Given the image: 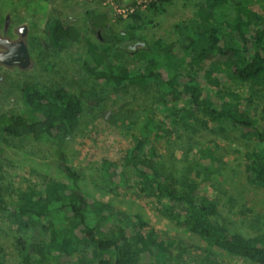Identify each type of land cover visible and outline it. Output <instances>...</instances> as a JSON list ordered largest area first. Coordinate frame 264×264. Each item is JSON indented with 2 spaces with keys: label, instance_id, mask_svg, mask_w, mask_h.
I'll list each match as a JSON object with an SVG mask.
<instances>
[{
  "label": "trees",
  "instance_id": "1",
  "mask_svg": "<svg viewBox=\"0 0 264 264\" xmlns=\"http://www.w3.org/2000/svg\"><path fill=\"white\" fill-rule=\"evenodd\" d=\"M169 1L155 0L147 7L162 12L161 4ZM195 3L193 17L175 25L189 43L156 39L143 41L139 47L124 44L125 53L144 62L133 71L116 70L106 61L108 47L86 40L93 57L83 68L95 81L114 88L132 85L144 95L149 93L150 81L160 86L146 108L140 133L120 158L121 171L108 176L118 184L130 182L129 187L156 203L160 214L205 242L203 255L189 264H229L221 252L243 259L244 264H264V230L245 236L231 232L218 219L217 200L203 191L196 178L202 175L206 181L211 170L199 160H188L187 170L175 176L163 170L159 154L147 146L150 135L160 131L156 114L161 111L170 117L169 138L179 137L183 130L194 141L229 125L228 139L244 151L245 181L264 188V116L252 108L256 99L264 98V0ZM130 16L139 18L137 13ZM85 19L96 36L107 26L105 12L86 10ZM44 32L42 46L58 51L83 38L78 23L58 16L48 20ZM229 80L246 84L248 95L239 98L225 87ZM20 94L27 113L0 112V135L51 138L64 180L12 189L4 183L0 164V221L8 223L15 259L20 264H188L181 260L184 248L175 240L139 217L120 215L109 203L98 202L82 190L80 174L68 163L63 147L78 128L83 92L26 81ZM185 148L187 154L192 153V145ZM197 153L200 161L215 166L209 148ZM10 263L0 238V264Z\"/></svg>",
  "mask_w": 264,
  "mask_h": 264
},
{
  "label": "rangeland",
  "instance_id": "2",
  "mask_svg": "<svg viewBox=\"0 0 264 264\" xmlns=\"http://www.w3.org/2000/svg\"><path fill=\"white\" fill-rule=\"evenodd\" d=\"M196 1L170 0L161 4L163 11L159 12L137 5L133 0H0V33L7 14L10 19L6 35L17 37L16 29L25 25V41L31 58L26 69L0 64V112L27 113L20 94V87L26 81L41 86L63 85L77 94L83 92V111L78 128L63 147L68 163L80 174L82 190L98 202L109 203L120 215L139 217L158 233L175 240L184 248L181 260L188 264L198 261L203 255L205 242L175 226L156 210L154 201L147 200L134 187H129L130 182L118 184L108 176L114 170L117 173L121 171L120 158L132 145L134 136L140 133L146 108L160 92L159 83L150 81L147 95L132 85L114 88L95 81L84 70L83 64L91 62L93 57L87 50L86 40L102 48L108 47L106 61L120 71H133L144 63L140 58L125 53L124 44L139 47L143 41L150 43L156 39L189 43V39L180 37L175 25L193 17ZM86 10L107 15V26L98 31V36L89 30ZM133 13H137L139 18L133 19L130 16ZM57 16L78 23L83 35L80 42H74L62 51L42 46V41H46V23ZM130 35L133 40L128 39ZM224 86L236 92L239 98H245L249 93L248 86L243 83L229 80ZM262 94L264 96V91ZM252 108L257 115L264 116V98L256 99ZM156 122L160 131L150 135L147 146L159 154L163 170L180 176L187 170L190 160H199L212 172L206 181L201 180L202 175L196 178L203 191L217 200L218 219L231 232L245 236L262 232L264 188L245 181L244 151L238 150L227 136L232 127L225 125L223 131L217 129L216 134L206 133L193 141L183 130L178 131L179 137L169 138V126L172 124L167 112L157 113ZM188 145L193 147L191 154L186 152L185 146ZM204 147L209 148L216 159L215 166L210 161H200L197 152ZM0 148L1 173L4 183L12 189L37 188L48 180H64L51 138H17L3 134L0 135ZM110 162L113 165L108 168ZM194 172L191 171V175ZM3 217L7 216L4 214ZM10 234L8 223L0 221V238L6 246L10 264H20L15 259ZM220 256L229 264H244L243 259L224 252Z\"/></svg>",
  "mask_w": 264,
  "mask_h": 264
},
{
  "label": "water",
  "instance_id": "3",
  "mask_svg": "<svg viewBox=\"0 0 264 264\" xmlns=\"http://www.w3.org/2000/svg\"><path fill=\"white\" fill-rule=\"evenodd\" d=\"M9 15H6L5 26ZM26 27L21 25L19 38L12 40L9 37L0 36V47H4L5 51L0 52V64L6 66H17L26 69L31 64V58L25 43Z\"/></svg>",
  "mask_w": 264,
  "mask_h": 264
},
{
  "label": "flooded vegetation",
  "instance_id": "4",
  "mask_svg": "<svg viewBox=\"0 0 264 264\" xmlns=\"http://www.w3.org/2000/svg\"><path fill=\"white\" fill-rule=\"evenodd\" d=\"M9 19H10V17L8 18V20H7V26H3V32H1L0 33V36H2V37H9L10 39H12V40H16L17 38H19V34H20V29H21V26H19L17 29H16V31H17V37H10V36H8V35H6L5 34V32H7V28H8V21H9ZM5 20H6V17H5ZM4 24H5V22H4ZM25 40V39H24ZM25 43H26V41H25ZM26 46H27V49H28V52H29V47H28V45H27V43H26ZM1 51H5V48L4 47H0V52ZM29 55H30V52H29ZM6 66V65H5ZM17 67V66H16Z\"/></svg>",
  "mask_w": 264,
  "mask_h": 264
},
{
  "label": "built area",
  "instance_id": "5",
  "mask_svg": "<svg viewBox=\"0 0 264 264\" xmlns=\"http://www.w3.org/2000/svg\"><path fill=\"white\" fill-rule=\"evenodd\" d=\"M155 0H133V2L137 5L147 6L150 2Z\"/></svg>",
  "mask_w": 264,
  "mask_h": 264
}]
</instances>
